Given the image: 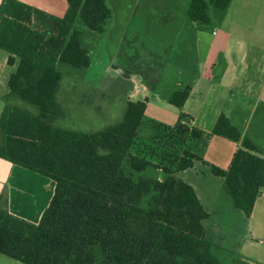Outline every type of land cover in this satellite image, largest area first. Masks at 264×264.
Wrapping results in <instances>:
<instances>
[{
    "label": "trees",
    "instance_id": "1",
    "mask_svg": "<svg viewBox=\"0 0 264 264\" xmlns=\"http://www.w3.org/2000/svg\"><path fill=\"white\" fill-rule=\"evenodd\" d=\"M230 2L189 0L186 8L167 2L175 12L174 26L160 29L164 34L156 36L150 53L181 36L187 40L185 19L220 25ZM66 3L56 16L18 0L0 2V49L9 65L17 61L9 95L36 111L4 105L0 158L54 181L37 223L0 209V254L23 264H224L221 255L230 251L205 224L212 213L194 187L175 174L198 161L208 165L222 178L232 210L246 220L264 191L259 148L224 114L208 132L184 112L173 125L146 119V99L127 100L121 119L98 130L55 125L65 115L56 99L62 67L82 75L90 65L76 21L101 32L110 16L105 0ZM170 86L162 96L180 109L190 84ZM212 135L239 143L225 169L202 158Z\"/></svg>",
    "mask_w": 264,
    "mask_h": 264
},
{
    "label": "rangeland",
    "instance_id": "2",
    "mask_svg": "<svg viewBox=\"0 0 264 264\" xmlns=\"http://www.w3.org/2000/svg\"><path fill=\"white\" fill-rule=\"evenodd\" d=\"M183 1L105 0L106 5L110 8V16L104 21L101 32L91 31L80 21H76L75 27L82 32L83 41L89 49L90 65L82 75L69 70L67 66L62 67L64 76L56 99L62 105L65 115L63 118L57 119L54 124L82 131L98 130L121 119L127 100L137 101L145 98L148 100L146 119L173 125L180 112L186 113L184 110L192 111L193 116H196L195 119H197L200 115L199 111L202 112L199 103L201 90L195 91L190 96L187 105L180 109L157 97L152 90L156 86L163 93L168 92L177 76L176 70L179 68L180 62L182 64L184 61L182 54L184 38L182 36L171 47L161 46L162 48L158 52L150 53L152 44L155 43V39L157 40L156 36L160 37L164 34L160 32V29L170 28L169 26L174 23L172 21L173 13L166 3L180 6L184 3ZM132 2L135 3V6L129 12ZM56 3L57 6L50 7L46 2L42 4V7H49L48 9L57 16L62 15L67 6L66 2L63 0V2ZM128 14H130L129 17ZM122 25H125L127 29L124 32V38L119 40L118 52L114 56V44L118 42L115 36ZM203 28V37L206 38L210 25H205ZM165 35L166 38H169L170 29H166ZM157 43L161 44L158 41ZM224 49L221 47L215 54L216 63H233L240 67L245 64L249 65V70L244 74L249 76L246 80L252 82L256 88L264 79V54L252 56L248 53L243 55L236 52L230 44ZM5 54L6 52L0 49L1 62H3ZM159 57L160 59H158ZM255 58L257 61H254ZM153 60H157V64L153 65L155 63ZM138 75L147 85L145 94L141 92L142 89L137 93L131 90L132 86L139 85ZM129 78L132 79V82ZM238 78L240 79L239 84L242 86L243 77ZM155 81H158V84L155 85ZM258 88L260 90V87ZM236 98L239 99V96ZM7 104L26 108L32 113L36 112L34 107L14 97H9ZM245 105L249 109L258 110L256 116L263 109V105L257 109L258 104L254 105L248 99ZM202 170L204 169L201 168L200 171ZM175 175L189 184L192 183L200 199H203L208 208L216 212L214 219L210 220L207 225L213 227L217 232L219 245L228 248L224 243H227V239L241 234L245 217L232 210L222 179L209 177L207 173L205 175L198 173L197 178L185 172H177ZM252 247L257 251L263 250L261 244H254ZM227 255H221L224 264H228L229 255ZM0 258V264H23L2 254H0Z\"/></svg>",
    "mask_w": 264,
    "mask_h": 264
},
{
    "label": "crops",
    "instance_id": "3",
    "mask_svg": "<svg viewBox=\"0 0 264 264\" xmlns=\"http://www.w3.org/2000/svg\"><path fill=\"white\" fill-rule=\"evenodd\" d=\"M18 1L50 14H53L52 11L48 9L49 7H42L43 3L47 2L50 7H55L57 6L56 2H63V0ZM64 1L66 2V0ZM183 2L181 6L186 8L189 0ZM134 6L135 3L132 2L129 12ZM171 12L174 17L175 12L173 10ZM185 20L188 28L187 40L182 41L184 61L181 59L183 63L180 62V66L176 70L177 76L174 78V82L178 86L190 84L189 95L181 108L187 105L190 96L195 91L199 92L201 90L199 103L202 112L199 111L198 118L195 119L196 116H193L192 111L184 110L186 114L192 117V124L208 132L217 117L224 114L232 124L241 130L242 134L249 136L255 142L261 156L264 157V107L256 116L258 110L249 109L245 105L248 99L254 105L258 104L257 109L261 107L264 102V79L254 88L252 82L246 80L249 76L244 74L249 70V65L245 64L240 67L233 63L217 64L215 61V54L218 49H221V47L224 49L229 44L234 47L236 52L243 55L248 53L252 56L264 54V0H231L222 23L219 26L210 24L209 34L206 38L203 37L202 32L205 25H198L196 22ZM126 29V26L122 25L117 31L118 34L115 38L118 39V42L114 44V56L118 52L119 40L124 38ZM7 56L6 52L3 56V62L0 61V113L8 98L11 97L9 95V84L17 62L9 65ZM254 61H257V58ZM260 71H262L261 68ZM238 77H243L242 86L239 84L240 79ZM129 80L132 82L131 78ZM157 82L155 81V85L158 84ZM138 83L139 85L132 86L131 90L137 93L142 89L141 92L145 94L147 85H145L144 80H141L140 75H138ZM258 87H260V90ZM171 88L170 86L168 92ZM152 90L157 97L166 101L162 96L163 92L159 88L155 86ZM238 96L239 99L236 98ZM147 102L146 99L145 113ZM238 146L239 143L212 135L208 139L202 158L207 163L225 169ZM201 168L204 170L200 171ZM182 172L189 173L194 178H197L198 173L202 175L207 173L209 177H216L211 174L208 165L199 161ZM190 184L192 185V183ZM192 186L194 187V185ZM194 189L200 199L195 187ZM53 190L54 181L52 179L0 158V209H5L10 214L31 223H37L51 199ZM200 201L205 209L212 213L211 220H213L216 212L208 208L203 199H200ZM237 218L239 219V217ZM263 239L264 191L256 198L249 218L242 223L241 234L227 239V243H224L230 251L228 264H246V262L249 264H264ZM254 244L263 245V250H254L252 247Z\"/></svg>",
    "mask_w": 264,
    "mask_h": 264
},
{
    "label": "built area",
    "instance_id": "4",
    "mask_svg": "<svg viewBox=\"0 0 264 264\" xmlns=\"http://www.w3.org/2000/svg\"><path fill=\"white\" fill-rule=\"evenodd\" d=\"M262 241L264 242V239Z\"/></svg>",
    "mask_w": 264,
    "mask_h": 264
}]
</instances>
